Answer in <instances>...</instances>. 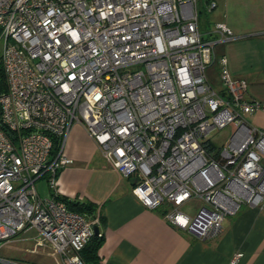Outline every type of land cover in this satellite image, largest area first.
I'll return each mask as SVG.
<instances>
[{"label": "built area", "instance_id": "2783aa9c", "mask_svg": "<svg viewBox=\"0 0 264 264\" xmlns=\"http://www.w3.org/2000/svg\"><path fill=\"white\" fill-rule=\"evenodd\" d=\"M213 0H0V249L30 235L55 264H85L95 221L56 190L74 124L105 162L136 180L134 194L173 226L217 236L242 205L264 202V131L216 46L243 36L221 22L200 30ZM217 65L219 88L207 70ZM230 126L215 148L209 134ZM58 147L52 153L54 141ZM47 184L41 196L37 182ZM202 201L193 216L181 210ZM241 254L229 264H236ZM0 264H35L0 257Z\"/></svg>", "mask_w": 264, "mask_h": 264}, {"label": "crops", "instance_id": "0c3cea01", "mask_svg": "<svg viewBox=\"0 0 264 264\" xmlns=\"http://www.w3.org/2000/svg\"><path fill=\"white\" fill-rule=\"evenodd\" d=\"M213 1L216 6L205 12L200 30L221 22L243 36L218 44L216 51L227 57L231 75L247 82L246 97L264 102V0ZM217 70V65L212 66L207 76L219 88ZM247 120L264 131V109ZM64 153L73 163L57 175L56 190L70 201L92 204L91 211L84 215L95 221L102 234L93 264H229L237 253L241 256L236 264H264V202L260 206L242 205L235 215L223 220L217 236L201 239L173 226L164 218L162 208L144 207L133 192L135 178L108 166L83 126L71 127ZM37 188L41 196L49 194L45 181H38ZM201 206L202 201L191 199L181 210L193 216ZM26 233L13 241H28L31 236ZM33 254L43 258L36 264L56 262L45 252Z\"/></svg>", "mask_w": 264, "mask_h": 264}, {"label": "rangeland", "instance_id": "374dc122", "mask_svg": "<svg viewBox=\"0 0 264 264\" xmlns=\"http://www.w3.org/2000/svg\"><path fill=\"white\" fill-rule=\"evenodd\" d=\"M202 2H198V7L202 11ZM204 16H205V11H202L200 14V24L203 25L204 22ZM3 50V43L0 41V58ZM233 130V127L230 126L229 128L223 130V131H214L209 134V139L211 142V145H213L215 148H218L222 144H224L228 138V132H231ZM46 184V183H45ZM48 188V187H47ZM43 195V194H42ZM47 196V195H45ZM27 235H33V232L26 233ZM33 241L32 239H29L28 241L25 240H20V241H11L7 245H3L0 249V257H3L5 259H10V260H15V261H25L27 263H35L39 260H43L41 258V255L38 254H30L27 253L23 250V248H31L33 246ZM22 248V249H21ZM29 250V249H28ZM39 252H45L47 251V248H39ZM36 264V263H35Z\"/></svg>", "mask_w": 264, "mask_h": 264}, {"label": "trees", "instance_id": "16d2710c", "mask_svg": "<svg viewBox=\"0 0 264 264\" xmlns=\"http://www.w3.org/2000/svg\"><path fill=\"white\" fill-rule=\"evenodd\" d=\"M203 11L209 12L206 10H203ZM5 90H6V83L4 79L3 70L0 65V94L4 92ZM57 147H58V142L57 140H55L53 144L52 153H55V151L57 150ZM58 199L62 200L70 210L78 212V213L87 214L92 209V204L90 203H85V202H80V201H70L67 198L62 197V196H58ZM101 241H102V234L94 233L90 237L88 242L85 244V246L80 250L79 252L80 257L85 264H93L96 261L97 250H98V247Z\"/></svg>", "mask_w": 264, "mask_h": 264}, {"label": "water", "instance_id": "95a60500", "mask_svg": "<svg viewBox=\"0 0 264 264\" xmlns=\"http://www.w3.org/2000/svg\"><path fill=\"white\" fill-rule=\"evenodd\" d=\"M93 230H94V233L97 234L98 233V228L96 225L93 226Z\"/></svg>", "mask_w": 264, "mask_h": 264}]
</instances>
